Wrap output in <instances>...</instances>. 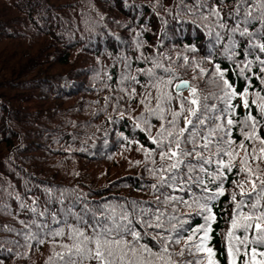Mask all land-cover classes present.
Returning a JSON list of instances; mask_svg holds the SVG:
<instances>
[{
  "label": "snow or ice",
  "instance_id": "1",
  "mask_svg": "<svg viewBox=\"0 0 264 264\" xmlns=\"http://www.w3.org/2000/svg\"><path fill=\"white\" fill-rule=\"evenodd\" d=\"M150 4L164 36L174 24L206 38L205 51L189 42L173 55L162 40L145 45L146 21L138 32L121 25L132 43L112 34L134 55L116 58L117 80L102 70L120 93L105 99L131 121L132 138L118 135L142 153L135 165L148 179L137 190L151 198L92 201L78 188L38 185L39 196L33 187L21 195L0 183V200L18 202L0 208L19 223H0L16 237L0 239V252L49 244L45 264H264V0Z\"/></svg>",
  "mask_w": 264,
  "mask_h": 264
},
{
  "label": "trees",
  "instance_id": "2",
  "mask_svg": "<svg viewBox=\"0 0 264 264\" xmlns=\"http://www.w3.org/2000/svg\"><path fill=\"white\" fill-rule=\"evenodd\" d=\"M151 12L150 0H0V183L5 189L23 195L33 187L39 196L36 185L78 188L90 193L92 201L102 196L151 198L137 190L148 179L143 166L135 165L142 153L118 135L132 138L131 121L119 120L113 111L116 101L105 99L120 93L112 91L117 85L102 70L117 80L116 58L134 55L112 34L132 43L121 25L131 24L138 32L136 24L146 21V46L162 40L173 55L189 42L206 50V38L194 27L172 24L164 36ZM112 64L116 67H108ZM109 116L119 122L111 123ZM135 135L146 142L143 133ZM17 203L14 195L0 200L13 212ZM0 223L19 227L3 208ZM0 239L16 237L0 232ZM23 251L13 247L12 254L0 252V259L3 264H45L50 246L34 247L27 256L19 254Z\"/></svg>",
  "mask_w": 264,
  "mask_h": 264
}]
</instances>
